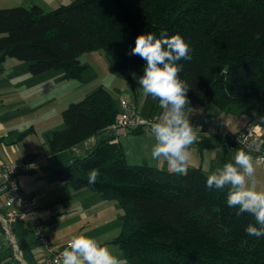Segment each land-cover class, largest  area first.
Returning a JSON list of instances; mask_svg holds the SVG:
<instances>
[{
	"label": "trees",
	"instance_id": "16d2710c",
	"mask_svg": "<svg viewBox=\"0 0 264 264\" xmlns=\"http://www.w3.org/2000/svg\"><path fill=\"white\" fill-rule=\"evenodd\" d=\"M162 31L179 34L191 47L192 59L180 62L179 73L190 86V104L204 114L213 107L244 115L264 128V0H73L49 12L39 6L0 9V62L15 59L34 76L52 71L80 80L86 70L80 56L102 49L114 73L130 79L143 75L145 65L127 54L136 37ZM117 114L110 92L94 89L62 110L64 129L52 132L50 154L107 129ZM37 159L22 158L31 164L26 172L41 171L120 204L123 229L110 244L129 264H264V239L245 234L254 217L227 206V186L209 190L200 168L180 175L146 162L129 165L113 136L65 165L34 167ZM92 170L99 172L95 183L88 182ZM10 231L23 261L38 264L26 242L31 229L15 222Z\"/></svg>",
	"mask_w": 264,
	"mask_h": 264
},
{
	"label": "clouds",
	"instance_id": "9594fccd",
	"mask_svg": "<svg viewBox=\"0 0 264 264\" xmlns=\"http://www.w3.org/2000/svg\"><path fill=\"white\" fill-rule=\"evenodd\" d=\"M191 51L189 43L182 36H169L162 31L159 37L151 32L141 33L127 53L145 61L143 75H131L143 94L158 99L162 109L150 126L155 139L151 159L159 161L163 158L170 170L180 175L187 170L190 146L199 139L189 120L188 110L191 106L187 92L190 86L179 75L184 67L180 62L191 61ZM252 143L256 151L264 147V141L253 140ZM254 172L250 152L237 151L233 162L225 163L207 176L206 187L209 190H223L227 186V206L235 208L237 215L248 213L253 216L255 222L245 227V234L261 240L264 239V191L249 186L248 181ZM98 176L99 172L92 170L88 182L95 183ZM61 255V264H122L107 246L83 233L74 236Z\"/></svg>",
	"mask_w": 264,
	"mask_h": 264
},
{
	"label": "crops",
	"instance_id": "0c3cea01",
	"mask_svg": "<svg viewBox=\"0 0 264 264\" xmlns=\"http://www.w3.org/2000/svg\"><path fill=\"white\" fill-rule=\"evenodd\" d=\"M71 1L73 0H0V9H7L18 6L25 8L39 6L43 11L44 9L53 10L61 5L70 3ZM83 55L80 56V62L84 66H86L85 71H87L90 68L87 63H84L82 61L84 57ZM135 74L137 77L142 76V74L140 73ZM62 77L63 74L61 72L52 71L37 76L31 75L28 71V65L25 62L17 61L15 59L6 58L2 62H0L1 144H4V139L12 136V134L22 132L23 130L34 131L33 123H31L30 125V120H20L19 123V121L14 119L15 127L13 129H8V127L1 121L2 118H8L7 116H5V114L9 115L11 113H16L19 110L21 112H28L27 114H30L33 112L30 104L35 109L40 106L42 112L45 113L48 110H56V108L60 109L63 108V106L67 107L69 104L81 100L91 92L84 89L87 76L82 75L80 80H64ZM102 78L103 81L100 80L99 83L95 85V88H98L100 86L111 91L109 85H107V83L105 82L106 78L107 80L114 82L115 92L123 93L124 95L126 94V96L121 97V100L127 101L128 103L134 105L137 108L139 114H141L142 116L161 114L162 109L159 107L158 99H153L151 96H145L136 80L133 79L132 75L130 79H125L119 76H116L117 80H115L111 76H103ZM121 100L115 101V104L118 108V113L120 111ZM190 106L191 108L188 111L194 113L189 117L190 123L196 121L199 122L203 127H210L217 122H226L229 124L232 130H235L238 126H244L251 123V121L246 120L248 117L244 115L225 112L221 113L213 107H211L204 114L201 108L192 104H190ZM241 119H244L245 122H241ZM105 136H113V138H115V141H118L122 145L125 152V158L128 163L139 164L146 162L148 165L171 171L167 164V161L163 158H161L159 161L151 159V150L153 145L155 144V139L151 132L144 131L141 134H132V131L129 130L109 132L108 129H104L95 136L82 142V144H78L72 149H76V147H78L79 145L88 143V147L84 144L83 147L78 148V151L86 150L85 152L87 153L101 138ZM217 141L218 140L215 139H208L202 144L196 142L192 144L190 146L191 157L187 161L186 169L200 168L203 173L208 176L217 168L222 167L225 163L233 162L234 155L237 151L241 150H226L223 148L221 142ZM16 151L17 150L15 149V152ZM0 160L3 162H8L7 160L11 159L9 157H6L5 159L0 158ZM253 163L255 166V172L253 177L249 179L248 184L250 187H254L258 191H264V164H256L254 161ZM36 166L38 165L36 164L34 167ZM26 178H23V176L22 178H18L21 191L25 195L26 193L24 192L23 186L21 185V179H23L24 184H27L28 181ZM36 199L32 198L31 200L36 204ZM38 214L41 220H43V218H45V216L47 215V211L38 212ZM83 217H85L84 214ZM65 246L66 245L61 246V248H64ZM35 252L36 254H39L40 252H42V250L38 246ZM32 254L34 253L32 252ZM43 254L44 252H42V258L40 260H38L34 254V258L37 260L38 264H43V258L45 255ZM21 264H26V262L23 261Z\"/></svg>",
	"mask_w": 264,
	"mask_h": 264
},
{
	"label": "rangeland",
	"instance_id": "374dc122",
	"mask_svg": "<svg viewBox=\"0 0 264 264\" xmlns=\"http://www.w3.org/2000/svg\"><path fill=\"white\" fill-rule=\"evenodd\" d=\"M44 11L49 12L51 10L44 9ZM83 56L82 61L87 63L90 68L83 74V76H87L85 81L86 85H84L86 91L96 89L95 85L100 80L103 81V76H111L117 80L116 76L118 75L114 73L113 67L107 60L104 50L101 49L100 51L84 54ZM105 82L111 89V91L107 90L114 98V101H120L121 97L126 96V94L115 92L114 82L106 78ZM30 106L33 109V112L30 114L19 110L9 115L5 114L8 118H2V123L8 129L15 127L14 119L19 121V123L20 120H30V125L33 123L34 131L23 130L4 139V144L0 143V158L5 159L9 157L11 160H7V163L19 164L22 162L24 156L35 154L38 157L37 165L39 166L45 164L64 165L73 158L84 156L86 150L78 151V148L83 147L84 144L88 147V143L79 145L76 149H72V147L70 148L71 150L68 149V151L66 150L56 155L50 154L49 138L52 132L64 129L61 109H64L66 106L60 109L56 108L57 111L48 110L45 113L42 112L40 106L36 109L31 104ZM193 114V112L189 111V117ZM246 120L249 121V117ZM241 122H245V120L241 119ZM224 123L228 125L231 131H236L239 127L248 125L238 126L235 130H232L228 123ZM15 149L17 150L16 152ZM22 176L23 178L27 177L26 179L28 181L27 184H24L23 179H21V185L26 195H29L28 197H31L30 199L37 198V211H47V215L42 220L44 225L43 229L53 246L61 247L67 245L74 236L83 233L107 246L113 255L121 260L122 264H129L125 260L122 250L110 244L111 239L119 235L123 229V221L121 218L123 209L117 201L105 200L98 194L91 193V191L86 189L75 190L59 183L51 175H44L41 171L23 172L19 174L18 178H22ZM83 214L85 217H83ZM26 242L30 251L40 260L42 258V252L36 254L35 250H37L38 246L32 234L26 238ZM15 245L17 244L14 237L10 234L7 235L0 224V264H21L23 262L22 258L18 259L16 257L13 248Z\"/></svg>",
	"mask_w": 264,
	"mask_h": 264
},
{
	"label": "built area",
	"instance_id": "2783aa9c",
	"mask_svg": "<svg viewBox=\"0 0 264 264\" xmlns=\"http://www.w3.org/2000/svg\"><path fill=\"white\" fill-rule=\"evenodd\" d=\"M159 115L142 116L137 108L121 100L120 111L114 123L109 126V132L120 130H143L150 131V126L157 120ZM195 131L199 134L196 143L207 139L219 140L226 150H243L250 152L253 159L258 164H264V147L256 151L252 143L253 140L264 141V128L258 124H248L239 127L236 131H231L225 123L219 122L210 127H203L199 122H191ZM31 164L21 162L12 164L0 160V224L7 235H12L11 224L21 222L31 229L36 244L44 252L43 264H61L62 252L64 248L53 246L47 235L44 233V225L38 214L36 204L25 195L20 188L18 176L20 173L30 169ZM16 257L21 259L22 254L15 245Z\"/></svg>",
	"mask_w": 264,
	"mask_h": 264
}]
</instances>
